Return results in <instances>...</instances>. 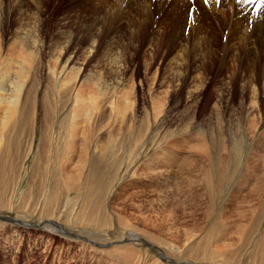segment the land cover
Wrapping results in <instances>:
<instances>
[{
  "label": "rangeland",
  "instance_id": "374dc122",
  "mask_svg": "<svg viewBox=\"0 0 264 264\" xmlns=\"http://www.w3.org/2000/svg\"><path fill=\"white\" fill-rule=\"evenodd\" d=\"M70 1L74 2L52 0L51 5H43L38 18L42 27L32 39L29 31L33 10L28 5L0 0V107L18 97L22 88H28L26 97L33 102L30 114L35 120L40 121L52 105V121L58 132L62 128L55 119L59 113L79 118L72 159L68 165L63 164L78 187L87 185L79 171L86 173L91 146L108 145V162L116 163L117 172L108 173V198L101 200L108 204L107 231L97 233L108 237L109 244L97 248V242L90 241L91 235L71 232L77 238L65 236L44 230L47 219H25L36 203L37 210H46L45 196L52 189L50 183L43 184L44 177L33 174L41 167L34 145L25 161L21 163L19 155L11 161L18 169L16 176L25 179L13 192L14 212H6L0 203V264H186L184 260L201 264L192 260L195 255L187 253V247L193 245L194 252L202 251L197 241L212 220L229 228L226 236L222 232L223 237L217 238L214 248L223 251L230 245L227 250H233L240 245V236L231 224L240 212L255 215L264 191V121L249 133L252 127L246 117L252 106L250 60L234 51L237 57L217 54L206 64L200 59L190 60L188 69L180 60V47L169 49L167 35L157 38L163 31L159 25L150 26L157 34L153 42L137 26L130 27L128 19H123V26L114 36L116 25L108 24V8L104 9L107 13L102 7L98 13V5H71ZM87 23L92 24L93 31L96 29L94 41L103 47L96 52L98 55H89L90 43L82 38H75L73 49L60 56L53 51L54 35L61 34L64 47L68 37L77 33L76 28L80 26L84 31ZM185 30L188 32L189 27ZM108 35L117 41L114 51L127 47L131 51H126L133 53L126 56L125 73L121 63L108 66ZM28 36L36 43L31 52L19 42ZM181 68L185 69L182 81L171 83ZM64 126L68 127V121ZM235 152L240 155L238 168L230 170L227 183L223 181L225 184L212 195L201 175L212 167L210 162L217 153L225 157ZM92 153L96 155L95 150ZM118 160L124 162L120 164L123 167L117 165ZM80 201L86 208L88 199L76 203ZM26 204L28 213H23ZM76 212L75 206L72 215ZM128 232L137 234L141 243L129 241ZM145 233L154 237L155 243L141 235ZM168 247L182 259L172 258Z\"/></svg>",
  "mask_w": 264,
  "mask_h": 264
},
{
  "label": "bare ground",
  "instance_id": "6f19581e",
  "mask_svg": "<svg viewBox=\"0 0 264 264\" xmlns=\"http://www.w3.org/2000/svg\"><path fill=\"white\" fill-rule=\"evenodd\" d=\"M51 1L52 0H9L10 5H28L30 9L33 10L31 14L33 18H31V28L29 31L32 39L35 35L38 36L42 27V21L39 22L38 18L39 15L42 14L43 5H48ZM73 1L74 2L70 1V3H72L71 5H98L100 6L97 8L98 13L101 12V7L103 8L102 11L108 8V24L110 27L111 25H116L112 32V35L114 36L118 34L120 28L123 26V19H128L130 27L135 29L138 27L139 32L147 35V38H150V41L152 42L157 38H164L167 35L169 43L171 44L169 49L176 48V46L180 47V49L177 48L181 52L180 60L183 61L182 63H184L185 67H187L186 65L190 60L194 61L200 59L202 60L201 63H205L212 61L217 54H220L223 58H229L232 55L233 57H237L235 52L240 53V55L243 54L242 59L250 60L252 70V76L249 77V86L251 87L252 92V99L250 102L252 106L249 110L251 111V114L248 113L246 116L248 123L250 124L249 128L252 127L251 131L248 128L250 131L249 133L255 131L254 128L257 123L262 120L264 121V108L262 107V104L264 105V4L260 3L258 6H255L254 3L258 0H249V2H242L239 4H237L236 0H221L219 5L215 3V0H209L207 5L203 4V0H196L193 7L199 9V11L193 13L192 22H189L188 20V0ZM71 7L73 8V6ZM94 13L95 12L93 11V14ZM105 13L107 12L105 11ZM152 23L160 26L163 30H160L162 35L160 33V35L157 36L155 31L152 32L153 29L151 30L150 27ZM97 27H99V25ZM186 27H189L188 32L185 30ZM82 29L83 28L78 26V28H76L77 33H75V36L73 37L72 35L71 37H68L69 40L65 43L66 46L64 47L61 46L62 42L60 39L63 38L61 37V34H53L56 36V39L52 38L53 36L51 37L55 40V42H53L51 39L53 42L51 47L53 51L60 56L61 53H66L73 49L72 46H75V44L72 42H74L75 38H82L84 41L90 43L89 55H98L96 52L103 47L99 45L97 40L94 41L93 32H95L96 29L93 31L92 24L90 23L86 24L84 31H82ZM63 32L64 31H62V33ZM25 34L26 33H24V36ZM154 36H157V38L154 39ZM17 39L19 40V37ZM62 41L64 42L65 40L62 39ZM19 42L20 44L22 42L23 44H26L30 52L33 51L36 46V43H34L29 36L21 38ZM107 42L108 44L106 45H108V48H106L108 49V54H110L108 56V66H114L121 63L123 68L122 72L125 73L128 64L126 56L133 55V53L127 52L131 51L127 47H122L123 49L120 51H114L117 42L114 37L108 35ZM147 42L154 46V44L149 41ZM219 42H221V46L219 45ZM75 43H77V41H75ZM158 48L159 47L156 46V51L158 52L159 50L160 52V49ZM57 60L58 59L53 63L55 68ZM61 70H64L63 67H61ZM183 70L185 69L181 68L176 70L177 75L172 77L173 79H171V83L182 81L183 75L181 72ZM110 92L111 91H109V93ZM26 95H28V88L26 90L22 88L21 94L18 97L16 96L7 106L4 105L0 107L1 207L6 212H14L12 209L13 192L21 185L22 180L25 178L24 176H16L18 169L12 165L11 161L18 159L19 155V160L22 163L28 158L32 151L31 148L35 145L37 147V150L35 151L37 158L36 161L38 160L37 163H39L41 167L39 170L34 171L33 174L44 177L43 184L47 183L48 185L50 183L52 189L48 192L47 196H45L46 198L43 206H47L46 210H44L43 207L37 210L38 203H36V205L30 209L28 217H26L29 209V205L26 204L28 208L24 207L25 210L23 213H27H20L21 216L26 217L25 219L30 218L28 220L31 221H45L44 219H47V223L44 224V230L46 231L49 230V232L65 236L74 235L70 234L71 232H75L79 234V236L88 234L91 235L90 241H94L95 244L97 242V248L108 247V237L105 239V237L100 235L101 233H97H104L105 230L107 231L108 219L106 210L108 207L106 206L108 204L104 202L101 203V200L108 192V173L111 172L112 174H115L117 172L116 163L112 164L108 162V145L105 146V144H103L104 146H101L95 143L93 148L92 146L91 148L89 147L91 154H88L89 158L85 161L87 163L86 173L84 172L85 174L83 175V173L79 171L81 173L79 174L80 177L87 181V185L85 187H78L63 164L67 162L68 165L72 159V148L76 141H74V136L76 134V126L79 118L76 119L74 115L68 116L66 113H62L60 116L59 113L55 117L57 123L62 127L61 131L58 132L55 130L52 121L55 112L53 105L51 110L45 111L43 118L41 117V120L39 119L40 121H37L35 120L37 118H35V116L32 118V115L30 114L33 102L30 98L27 99ZM101 120H103V118H101ZM65 121H68V127L64 126ZM105 143L108 144V141L105 140ZM94 150L96 155L92 153ZM218 154L219 153H217V156L213 157V161L211 160L210 162L212 163V167H208L210 169L201 175L206 190L212 195L217 192V188L221 184L227 183L230 170L238 168L236 164L237 158L240 156L238 152L227 154L225 157L221 155L218 156ZM117 162V165H120L123 161L120 162V160H118ZM86 163L84 165L81 164V170L86 166ZM213 164H215V166ZM223 181L225 183H223ZM29 186L32 189L34 188L31 187V182H29ZM262 192L263 197L260 199L259 205H257L258 207L254 211L255 215H247L245 212H240L238 218L233 224H231V227L234 226L240 236V240L238 239L240 245L235 248L233 247L234 249H230L229 251L227 249H229L228 247H230V245H227L223 251H218L216 246L214 248V243L217 241V238L223 237L221 236L222 232L226 236L229 228L227 227L228 225L220 227L217 222L212 220L211 226L207 231L205 230L206 232L201 238V242L197 241V243H199V250L202 249V251L194 252V246L188 245L187 253L190 252L192 256L195 255L192 260L201 264H264V191ZM37 198L40 199L41 197ZM85 198L88 199V201L85 202L86 208H84V204L81 201L78 202V204L76 203L78 199ZM107 198L105 197V199ZM74 199H77V201L73 202ZM75 206L78 208V212L72 215ZM18 209L20 211L22 207ZM71 216H73V218H70ZM235 224L237 226H235ZM21 225L24 224L21 223ZM31 225L32 224H30V226ZM124 230L130 229L125 227ZM141 235L148 238L150 241L154 239L149 233ZM76 236L78 235L75 234L74 238H77ZM126 237L132 239L129 241L135 240L137 243H141L142 241V239L133 232H128ZM168 251L172 258L176 260L182 259V257H178L172 248L168 247ZM184 253H186V251ZM161 258L164 261H170L168 258ZM184 263L190 264L187 260H184Z\"/></svg>",
  "mask_w": 264,
  "mask_h": 264
},
{
  "label": "snow or ice",
  "instance_id": "6c2138e0",
  "mask_svg": "<svg viewBox=\"0 0 264 264\" xmlns=\"http://www.w3.org/2000/svg\"><path fill=\"white\" fill-rule=\"evenodd\" d=\"M237 4L242 2H249V0H236ZM196 3V0H188L189 9H188V20L189 22H192V16L194 12L199 11V9L194 8L193 5ZM209 3V0H203V4L207 5ZM215 3L219 5L221 3V0H215ZM261 4H264V0H260Z\"/></svg>",
  "mask_w": 264,
  "mask_h": 264
},
{
  "label": "water",
  "instance_id": "95a60500",
  "mask_svg": "<svg viewBox=\"0 0 264 264\" xmlns=\"http://www.w3.org/2000/svg\"><path fill=\"white\" fill-rule=\"evenodd\" d=\"M11 221H13V220H11ZM11 221H10V222H11ZM15 222L18 223L17 221H15ZM15 222H13V223H15Z\"/></svg>",
  "mask_w": 264,
  "mask_h": 264
}]
</instances>
